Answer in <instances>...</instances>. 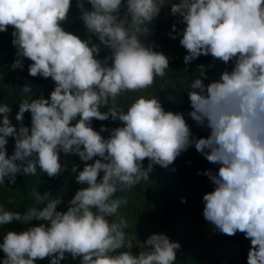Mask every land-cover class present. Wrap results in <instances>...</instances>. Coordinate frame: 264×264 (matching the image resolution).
<instances>
[{"label": "clouds", "instance_id": "clouds-1", "mask_svg": "<svg viewBox=\"0 0 264 264\" xmlns=\"http://www.w3.org/2000/svg\"><path fill=\"white\" fill-rule=\"evenodd\" d=\"M165 4L76 0L86 32L99 41L95 44L61 26L68 20L71 0H0V33L14 29L11 43L17 59L11 68L23 70L21 58H27L29 76L51 78L55 84L48 99L20 103L15 120L22 122L24 113H30V127L17 129L10 105H0V185L15 184L17 175H34L38 169L49 178L59 176L66 170L60 153L85 162L75 179L86 185L65 212L56 210L59 199L36 192L38 200L47 201L42 210L21 214L0 206V226L45 221L19 233L7 231L0 243V264H34L45 258L61 264L65 254L80 258V264H175L179 243L152 234L141 243L144 250L133 255L123 230L126 221L108 218L127 203L114 198L118 191L148 180L154 165L167 169L193 145L209 163L219 165L215 174L203 173L214 185L202 197L203 218L227 236L243 233L250 241L247 264H264V0H178L170 5L169 14L185 25L177 32L174 23L176 35L170 33L171 39L182 37L185 65L207 55L226 65L234 62L218 80L205 85L202 73L190 85L188 116L209 132L199 139L183 114L166 112L155 97L139 96L127 110L116 108L123 93L151 87L169 69V58L144 42ZM101 45L110 52L103 60L96 58ZM109 105L113 110H100ZM94 119L123 126H101L97 132L91 126ZM102 132H109L108 138ZM9 137L14 141L11 155ZM94 157L98 159L87 163Z\"/></svg>", "mask_w": 264, "mask_h": 264}, {"label": "trees", "instance_id": "trees-1", "mask_svg": "<svg viewBox=\"0 0 264 264\" xmlns=\"http://www.w3.org/2000/svg\"><path fill=\"white\" fill-rule=\"evenodd\" d=\"M72 6L68 13V20L61 26L65 31L76 34L83 32L84 26L80 19L81 13L76 8V0H71ZM85 8L91 10V6L85 2ZM175 23L177 32H182L185 25L176 22L171 19H166L160 13L159 16L149 25L151 34L145 38L146 46H154L153 50L156 52L165 51L175 43H179L180 36L176 39L170 38L172 33V25ZM0 37L8 38L6 32L0 33ZM143 39V38H141ZM95 44H99V41L93 36ZM12 55L16 56V52H12ZM187 55L186 50L178 51L169 58V69L165 71V79L163 83L158 86V77L155 79L154 97L159 99L162 107L166 112L171 111L177 113L181 101L182 89L177 82L178 76L185 83V86L189 88L191 83L201 77L202 73L207 76V79L203 81L205 85L214 80H218L224 70L231 71L234 62L230 61L227 65L223 62L214 59L211 55L200 56L188 65L183 62L184 56ZM23 64V70H20L15 82L8 87H0V105L8 104L11 107L10 119L12 124L19 129L21 126L30 127L31 117L30 113H24L22 122L15 120V114L19 110V105L23 100L37 99L43 96L45 99L49 98L51 91L54 90L55 84L51 78H42L40 76L31 77L28 74V66L31 63L27 58H21ZM111 64V61H110ZM30 88L28 93L23 91V87ZM106 121H92V128L99 132L101 126L106 127ZM102 137H106V133H100ZM10 147V155L14 151V141L12 138H7ZM194 157L193 163L189 166L188 178L191 182L189 191L181 196H177L173 199L170 205L160 214L156 215L157 200L152 195L153 186L145 187V198L143 206L135 214L136 227L139 231L143 230L145 234H164L171 241L177 242L181 245L180 249L176 252L175 264H247V257L237 261L235 256L228 255L223 247L218 246L215 238L210 236V233L204 234L203 229L211 225L207 222L202 215L204 203L202 197L204 194L213 190L214 185L209 178L203 173L207 170H211L214 174L218 171L219 165L209 163L201 153L197 152L194 145L188 148ZM68 155L62 153V157L66 158ZM98 157H94L92 163ZM210 165V167H209ZM26 166V165H25ZM209 168V169H208ZM199 173V174H198ZM100 174L98 180L102 177ZM140 183V182H139ZM139 183L131 188H124L116 193L114 198L124 199L129 193H136L140 191ZM15 193L14 197V212H20L21 214L27 212L31 208H36L37 211L46 207L47 201L38 200L34 195L36 192L40 196H44L48 191L59 189L60 178H49L46 174L42 173L24 175L20 174L16 177V183L9 185L5 181V185ZM86 186V185H85ZM11 197L10 194H0V200H6ZM59 199L60 204L57 205V209L64 207L67 204V196L61 195L55 198ZM182 199L186 202H182ZM124 208L120 206L117 212L113 215L112 219L109 217V221L112 222L115 215L119 212H123ZM36 220V219H35ZM34 219L28 223H20L13 221L10 226V231L17 233L27 230L28 227L34 226ZM125 233L129 231L124 228ZM236 243H241L243 239L239 236H235ZM127 242V241H126ZM132 244V243H131ZM131 252L133 255L138 254L139 250L132 244ZM122 251V250H120ZM61 264H80V258L73 260L70 258L67 262H61Z\"/></svg>", "mask_w": 264, "mask_h": 264}, {"label": "rangeland", "instance_id": "rangeland-1", "mask_svg": "<svg viewBox=\"0 0 264 264\" xmlns=\"http://www.w3.org/2000/svg\"><path fill=\"white\" fill-rule=\"evenodd\" d=\"M178 2V0H166L165 7L161 9V14L163 17H165L167 20L171 19L176 22L179 21V17L171 16L170 13V5L172 3ZM14 29L9 26L8 30L6 31L7 37H0V87H8L10 84L16 81L18 74L21 69L13 70L11 68L12 63L15 59H17V56L12 55V52H16V48L12 45V31ZM75 35H78L82 40L83 39H91L92 43L93 36H90L86 32V29H83V32L76 33ZM101 51L99 55L96 57L99 60H103L106 56L110 54L109 50L104 48L102 45ZM185 50L179 43H175L170 48H168L165 51H161L160 53H163L165 56H171L172 54ZM110 64V61H109ZM234 66V65H233ZM218 75V79H219ZM177 82L180 84L182 89V97L179 105V109L177 113H181L184 115L185 121L190 127L192 136L195 139L199 138H206L209 134L208 130L206 128L198 127L194 121H192L188 113L191 111L190 108V101L188 99L187 92L190 91L189 88L185 86V83L182 79H180L178 76ZM165 79V76L163 78L158 77V86H160ZM139 96H145L147 98L154 97V86L144 89L140 92H126L123 93L120 97L117 98L116 108H123L127 110V107L132 103L134 99H136ZM102 112H109L112 109L111 105L108 107H101L100 109ZM123 126L119 121H112L111 119L107 120L106 128L113 129L116 127ZM106 137L108 138L109 132H105ZM10 147L11 145L7 143L6 149L7 154L10 155ZM194 157L192 152L187 149L186 151L182 152L174 161L172 165H170L167 169L161 168L158 165L153 166V170L149 173L148 180H141L139 183L140 191L136 193H129L124 197V200L127 201L126 204H122L121 207L124 208L123 212H119L115 215L113 218V221L119 223L121 219L126 221L127 227L126 229L129 231L126 234V241H130L134 246H136L139 250L143 251V247L141 243L145 241L149 234L143 233V230L139 231L136 227V219L135 214L138 210H140L144 203L145 198V187L146 186H153L152 195L157 200V209H156V215H160L173 201L174 198L177 196H181L186 194L190 187L191 182L188 178V172H189V166L193 163ZM62 167H64L66 170L62 172L58 177L60 178V188L52 191H48L46 194L49 198H55L59 197L61 195L67 196V204L64 207L56 209L57 211L65 212L67 211L68 202L70 199L74 196L76 191H78L82 187H86L85 185H80L76 182V175L79 171L83 170L84 163L82 162L78 156L76 155H68L66 158L62 157V153H60V160ZM87 163H92V161H88ZM76 165L77 173L71 172V168ZM143 165L145 168H147L148 160L145 159L143 161ZM210 167V165H209ZM173 169H175L173 171ZM209 169V168H208ZM39 175H42L43 172H41L39 169L37 170ZM7 193L10 194L11 197L7 198L6 200H0V206H2L5 210L13 211L14 212V197L15 193H12L9 188L1 186L0 185V194ZM44 194V195H46ZM44 200L47 199V197H43ZM95 211V209H93ZM113 217V216H112ZM111 217V219H112ZM45 223L43 220H35L34 219V226H39V224ZM10 224L0 226V243L3 242V235L6 234L7 231H10ZM204 234L207 235V233H210V236H213L218 244V246L223 247L225 252L228 255L235 256L237 258V261H239L242 258L247 257V252L250 247V241L248 239H245L244 234L237 232L234 236H227L225 234L220 233L218 230L214 228L213 225H208L203 229ZM235 236H239L243 241L241 243H236ZM66 259L61 262H67L70 260L71 256L69 254H65ZM4 258V254L2 251H0V260ZM34 264H49V259L45 258L44 260H37L34 262Z\"/></svg>", "mask_w": 264, "mask_h": 264}]
</instances>
